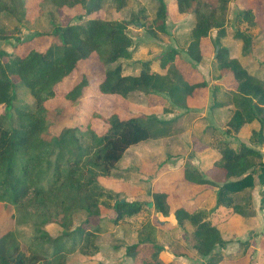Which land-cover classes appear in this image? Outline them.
Masks as SVG:
<instances>
[{"label":"trees","instance_id":"trees-1","mask_svg":"<svg viewBox=\"0 0 264 264\" xmlns=\"http://www.w3.org/2000/svg\"><path fill=\"white\" fill-rule=\"evenodd\" d=\"M259 1L264 6V0ZM155 2L152 19L141 8L131 20L118 21L92 16L106 4L121 11L129 7L131 0H41L38 15L46 9L53 15L65 8H78V22L65 27L53 24L51 31L36 33V37L49 40L45 49L0 51V106L16 112L13 127L5 115L0 116V205L13 208L10 219L14 223L0 235V264H67L76 253L96 258L101 251L102 229L97 219L101 218L102 208L113 210L115 223L141 211L138 202L114 199L100 180L112 177L130 148L171 135L166 127L169 122L154 115L122 119L112 113L96 117L103 121L102 132L89 119L55 135L52 128L57 125V115L48 104L60 97L62 85L81 64L95 58L104 69L97 86L100 95L129 101L139 94L147 104L151 95H159L171 106L189 111L187 100L209 84L203 79H187L177 66V58L182 60V56L176 48L155 59L140 61L137 74L124 71V63L135 65L130 24L140 23L145 33L157 40L168 35L167 0ZM174 2L179 14L195 17L185 51L188 58L206 66L201 47L210 38L216 81L232 78L236 84L235 89L224 87L221 99V87L214 84L211 113L217 120L224 117L227 138L238 139L242 130L250 126L249 144L239 142L235 147L231 140L209 144L220 153L211 168L223 172L221 184L207 177L210 169L190 163L184 166L182 177L186 182L216 189L212 192L216 199L213 207H178L173 211L169 194L164 191H152L150 205L163 217L173 215L175 228L192 229L194 249L205 259L203 264H220L223 253L217 248L225 250L238 242L246 253L251 244V238L244 242L236 238L255 222V218L246 216L243 206L236 204V196L258 186L259 207L264 215V54L251 51L252 39L246 32L236 30L232 37L228 36L230 0H217L215 4L209 0ZM26 5L27 0H0V40L9 38L4 33L3 20L18 22V28L30 21ZM236 16L245 30L258 26L257 10L252 7L237 10ZM74 81L63 99L77 105L90 88V80L82 74ZM20 92L31 97L32 102L18 104ZM221 207L244 219L241 231L231 222L213 223L212 216ZM50 224H57L61 230L51 235L46 230ZM135 232L136 242L126 246V258L133 264H162L155 226L148 222Z\"/></svg>","mask_w":264,"mask_h":264},{"label":"rangeland","instance_id":"rangeland-1","mask_svg":"<svg viewBox=\"0 0 264 264\" xmlns=\"http://www.w3.org/2000/svg\"><path fill=\"white\" fill-rule=\"evenodd\" d=\"M41 0H27V17L29 22L25 21L20 26L14 20H3L2 25L6 28L5 34L9 37L7 40H0V51L6 53L12 52H26L31 48L36 47L40 50L45 49L48 45V39H41L36 37L38 32H46L52 30V25H59L65 27L69 24L77 23V15L81 12L78 8L62 9L55 12L53 15L49 14V9H46L42 15H38V5ZM215 4L217 0H209ZM156 2L155 0H131L129 7L121 11H117L106 4L99 12L95 13L92 17L99 19H112L118 21H129L133 13L137 14L141 8H145L146 15L152 19L154 14ZM262 5L259 0H230L228 11L227 27L228 36L232 37L235 31L246 32L252 39L253 47L251 51H256L259 54H264V26H257L253 29L245 30L236 16L237 10L244 7H257ZM50 8V7H49ZM194 18L191 14H179L176 10L174 0H167V31L168 35L161 36L159 40L152 38L146 34L140 27V23L136 25L132 23L128 27V32L134 41L133 45V58L132 64L127 65L124 63L125 73L137 74L140 71L138 65L140 61L155 58L162 52L169 49L176 48L177 50L186 54V48L190 41L191 29L194 25ZM19 31H18V29ZM215 36V32L212 33ZM16 38L20 41L17 42ZM207 65L201 66L207 68V71H198L197 65L193 61L184 56L181 59L177 58L179 68L188 66L194 68L192 72L189 67L185 71L187 79H194L191 81L206 80L209 87L202 92V100L208 102L204 111L194 112L189 115V119L176 124L175 132L172 136L164 139L150 140L141 143L137 146L130 148L117 166L112 177L109 180H100L105 192H111L114 199L124 200L126 202H138L141 205V211L132 218H125L119 223L114 222L113 210L102 208L101 218L97 219V224L101 227L102 233L100 234L99 244L101 247L100 253L93 258L85 257L79 253L74 254L68 258L67 264H133L132 261L126 258L125 248L127 245L136 242V230L145 223H151L155 226L156 232L155 243L162 248L160 253V262L162 264H178L183 262V259H192L186 264H203L205 259L201 258L194 249V240L192 236V229H183L176 227V221L172 217H163L154 211L150 205L152 202L151 192L157 189L165 188V183H158V178L163 176V180H167L170 173V180L180 181L181 185L185 184L184 178L182 179V169L187 163L193 164L203 170L211 164L215 158L201 159L207 154L203 152L207 149L208 145L216 144L221 140H231V144L235 147L239 142H246L249 144L248 130L244 134L234 140L227 138L225 135V126H223L224 117L217 120L215 115L210 111L212 102V87L218 84L221 87V94L218 96L222 98L225 91V86L220 81H216V75L211 66H213L214 48L210 38L206 40L204 45ZM182 56V54H181ZM188 61V62H187ZM191 68V69H192ZM103 67L100 63L92 58L91 60L81 64L74 74L66 80L60 89V97L57 100L51 101L48 108L56 112L57 125L52 128L55 135H58L64 128L73 126L77 123H86L89 119L92 121V126L98 131L104 130L103 121L96 118L99 115L108 117L112 113H117L122 119H127L134 116L148 115L162 117L165 108H169V101L163 96L152 95L150 96L148 104L142 95H134L130 97L129 101L118 96H102L97 91L98 83L103 76ZM82 74H86L90 80V88L86 90L85 96L77 105L63 99V94L75 82L74 80ZM199 75L201 77H199ZM228 82V81H226ZM32 102L31 97L19 93L18 104ZM170 109H174L171 107ZM175 113H182L176 111ZM60 114L63 115L60 117ZM5 115L9 126L15 125L16 112L9 110L5 106H0V116ZM178 114H175V116ZM184 113L178 115L176 119L183 118ZM206 116V117H205ZM175 119V120H176ZM210 119V120H209ZM183 138V139H181ZM209 145V146H210ZM212 148V147H211ZM259 149V147H258ZM260 150V149H259ZM264 154V149H261ZM210 180L221 184L222 180L220 175L215 172L211 176H207ZM173 184V183H171ZM211 187V186H209ZM216 190L214 187H211ZM259 187L247 190L236 196V204L243 206L244 212L249 219L256 218L257 223H250L249 229L243 234H239L236 238L242 242L251 238V244L246 253L240 250H225L222 251L223 260L222 264H264V222L262 221L263 213L255 215L258 211V201L254 196V191L259 193ZM176 190V189H175ZM171 198L169 202L172 209L182 204V198H191L195 192L190 189H181L179 192L174 191V187H170ZM197 193V194H198ZM203 194V193H202ZM205 199L208 202L210 199ZM203 196V195H202ZM214 197V195L212 196ZM230 211V210H229ZM263 212V211H262ZM13 213L12 207L0 205V235L7 230L13 228L14 223L10 219ZM232 213V211H231ZM219 213L214 216L213 222L217 224L225 216ZM262 217V218H261ZM172 220V221H171ZM218 220V221H217ZM174 222V223H173ZM175 224V225H174ZM242 227L240 226V229ZM46 230L51 235H56L61 229L57 224H50ZM242 230V229H241ZM240 230V231H241ZM238 243V242H233ZM148 246H150L148 244ZM152 247V246H150ZM224 258H226L224 260Z\"/></svg>","mask_w":264,"mask_h":264},{"label":"crops","instance_id":"crops-1","mask_svg":"<svg viewBox=\"0 0 264 264\" xmlns=\"http://www.w3.org/2000/svg\"><path fill=\"white\" fill-rule=\"evenodd\" d=\"M252 8H254V9H256L257 10V16H258V25L259 26H264V6L263 5H260V6H255V7H252ZM205 42L206 41H203L202 42V51H203V53H204V55H208V53L207 52H205V50H204V45H205ZM181 54H182V57L184 58V56H186V58L188 57L186 54H183V52H181ZM156 58V57H155ZM155 58H153V59H155ZM149 59H152V58H149ZM187 59H189V58H187ZM190 60V59H189ZM188 62V61H187ZM178 63L179 62H177V65H178ZM195 64V63H194ZM195 65H197V69L196 70H194L195 71V73H197V75L199 74L198 73V71H202V72H204V71H207V68H205V67H203V66H201V65H199V64H195ZM179 67V66H178ZM185 68H179L183 73H184V75L186 76V73H185V71L188 69L187 67H189V69L192 71V72H194L193 71V69L194 68H192V67H190V66H188L187 64L184 66ZM192 68V69H191ZM196 75V74H195ZM194 75V76H195ZM194 76L193 77H191V79H188L189 81H191V80H193L194 79ZM199 77H201L200 75H199ZM199 81H201V80H198V81H191V82H199ZM226 81H228V82H226ZM221 82V84L222 85H224L226 88H228V89H235L236 88V84H235V82H234V80L232 79V78H226L225 80H221L220 81ZM204 90H206V89H199V90H197V92H196V94H195V96L193 97V98H189L188 100H187V104H188V107H189V111H187V110H184V109H180V108H177V107H174V109L172 110L171 109V111L169 112V113H165L162 117H158V119L159 120H164V121H166V122H169L167 125H166V127H167V129H170V131H172L173 133L175 132V128H176V124H178V123H180V122H183V121H185L186 119H189V115H192V113H194V112H201V111H204L206 108V106H208V102L206 101V100H202L201 98L203 97L202 95V92L204 91ZM151 97H153L152 95H151ZM169 108H171V107H173V106H168ZM176 111H181L182 113H184V116H183V118H181V119H176V117H178V115H180V114H182V113H175ZM175 114H178V115H176L175 116ZM150 115H152V114H150ZM145 116H148V115H145ZM206 117V116H205ZM176 119V120H175ZM210 120V119H209ZM248 130V135H247V139L249 138V135H250V126H246L243 130H242V133H241V135H240V137L244 134V131L245 130ZM172 134V133H171ZM172 135H168V136H166V137H163V138H161V139H164V138H168V137H171ZM239 137V138H240ZM181 139H183V138H181ZM260 149V148H259ZM203 152H206L207 154L205 155V157H203V158H201L202 160L203 159H210V158H215V160L214 161H216V160H218L219 158H220V153L217 151V150H215V149H213V148H211V146H209L208 145V147H207V149L205 150V151H203ZM212 163H213V161L211 162V164H209V165H207L204 169H206V170H208V169H210V170H208V172H207V176H211L214 172L217 174V175H220V177H221V179L220 180H222L223 179V172H221V171H219L218 169H216V168H211L212 167ZM182 171H183V169H182ZM173 174L172 173H170V175H169V177H168V179L167 180H163L162 179V177L163 176H160L159 178H158V183L160 182V183H165L166 185H165V188H161V189H157V190H155V191H164V192H167L168 194H169V199L171 198V192L169 191L170 190V187H174V191L175 192H179L181 189H190V190H194V191H200L198 194L195 192V194H193V195H191V198H188V199H186L185 197L184 198H182L183 200H182V204H180V205H178V206H176L175 208H173L172 210L174 211L176 208H178V207H185V208H187V209H189V210H192L193 208H195V207H198V206H205V207H213L214 205H215V194H212V192H213V189L211 188V187H209V186H200V185H194V184H191V183H188V182H186L185 180H182V182L184 181V183L185 184H182L181 185V182L180 181H172V180H170V178H171V176H172ZM182 179H183V177H182ZM171 183H173V184H171ZM258 187V186H257ZM176 189V190H175ZM259 189V188H258ZM208 192L210 193V194H212L211 196H210V200L208 201V202H206L205 201V199H207V197H208ZM203 193V194H202ZM203 195V196H202ZM214 195V197H212ZM240 195V194H239ZM254 196H256V199H257V201H258V211H257V213L255 214V215H257V214H259V213H263L261 210H260V197H259V194H258V192L256 193L255 191H254V194H253ZM223 213L221 216H223V215H229V216H225V218H223L220 222H217V224H222V223H224V222H231L232 224H233V226L234 227H236V228H238V229H240V226L242 227L243 226V222H244V219L243 218H241V217H239V216H236V215H234V214H232L231 213V211H229V210H227L226 208H218L216 211H215V213L213 214V216H212V220H213V218H214V216L215 215H217V214H219V213ZM260 215V214H259ZM170 217H172L173 219H174V221H176V219H175V217L173 216V215H171ZM263 217H264V215H263ZM262 218V217H261ZM172 221V220H171ZM218 221V220H217ZM262 221L264 222V218H262ZM174 223V222H173ZM214 223V222H213ZM254 223H257V221H256V218H255V222ZM214 224H216V223H214ZM216 224V225H217ZM175 225V224H174ZM247 228V227H246ZM247 229H249V227L247 228ZM241 230V229H240ZM240 244L239 243H231V244H229L228 246H227V248H228V250H235V249H237V250H240ZM242 252H243V249H242ZM226 258H224V260H225ZM187 260L189 261L190 260V262H192V261H194V260H192V259H188L187 258ZM187 260L186 259H183L182 261L183 262H177L178 264H186V263H188L187 262ZM224 261H222V263H223ZM222 263H220V264H222Z\"/></svg>","mask_w":264,"mask_h":264}]
</instances>
